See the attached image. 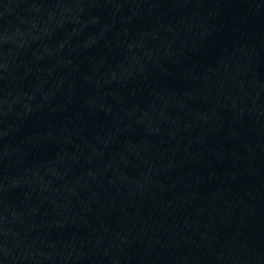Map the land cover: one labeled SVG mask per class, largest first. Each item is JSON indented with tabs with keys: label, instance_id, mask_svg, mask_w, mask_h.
<instances>
[{
	"label": "water",
	"instance_id": "obj_1",
	"mask_svg": "<svg viewBox=\"0 0 264 264\" xmlns=\"http://www.w3.org/2000/svg\"><path fill=\"white\" fill-rule=\"evenodd\" d=\"M0 264H264V0H0Z\"/></svg>",
	"mask_w": 264,
	"mask_h": 264
}]
</instances>
